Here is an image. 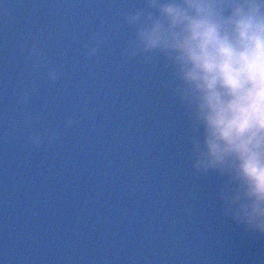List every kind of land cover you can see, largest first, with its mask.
Instances as JSON below:
<instances>
[{"label": "water", "instance_id": "1", "mask_svg": "<svg viewBox=\"0 0 264 264\" xmlns=\"http://www.w3.org/2000/svg\"><path fill=\"white\" fill-rule=\"evenodd\" d=\"M0 16V264H264V238L219 213L217 180L191 167L188 123L160 63H124L143 0H7ZM4 0H0V4ZM93 33L110 42L88 59ZM39 34L46 67L25 66ZM27 38V40H26ZM35 83L25 109L21 83ZM24 111L38 113L29 128ZM71 115L76 123L65 127ZM45 128L60 136L34 148Z\"/></svg>", "mask_w": 264, "mask_h": 264}, {"label": "clouds", "instance_id": "2", "mask_svg": "<svg viewBox=\"0 0 264 264\" xmlns=\"http://www.w3.org/2000/svg\"><path fill=\"white\" fill-rule=\"evenodd\" d=\"M5 25L11 19L7 0L0 4ZM131 29L123 49L124 63H160L163 82L188 123L191 167L198 175H214L219 213L254 237L264 238V0H143L107 30ZM27 40V38H26ZM110 42L93 33L84 45L88 59ZM26 52L25 66H43L55 84L63 76L47 61L39 34ZM35 83H21L17 104L25 109ZM25 124L39 122L24 111ZM75 119L65 118V127ZM39 149L60 139L51 128L27 137Z\"/></svg>", "mask_w": 264, "mask_h": 264}]
</instances>
